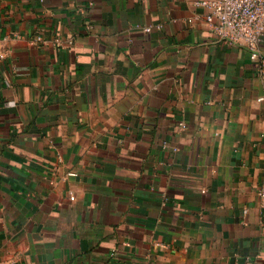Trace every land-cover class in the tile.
Instances as JSON below:
<instances>
[{
    "label": "crops",
    "instance_id": "obj_1",
    "mask_svg": "<svg viewBox=\"0 0 264 264\" xmlns=\"http://www.w3.org/2000/svg\"><path fill=\"white\" fill-rule=\"evenodd\" d=\"M193 1L0 0V264H264V81Z\"/></svg>",
    "mask_w": 264,
    "mask_h": 264
},
{
    "label": "built area",
    "instance_id": "obj_2",
    "mask_svg": "<svg viewBox=\"0 0 264 264\" xmlns=\"http://www.w3.org/2000/svg\"><path fill=\"white\" fill-rule=\"evenodd\" d=\"M193 3L207 10L205 21L220 39L241 43L248 49L250 59L257 63L258 74L264 81V55L261 51L264 42V0H194ZM143 29L150 31L151 27ZM34 41L42 42V38L36 36ZM54 42L55 45H62L60 39H54ZM0 57L4 54L0 53ZM257 100H264V95ZM178 128H185L184 123L180 122ZM259 196L263 200L264 191L260 190Z\"/></svg>",
    "mask_w": 264,
    "mask_h": 264
}]
</instances>
